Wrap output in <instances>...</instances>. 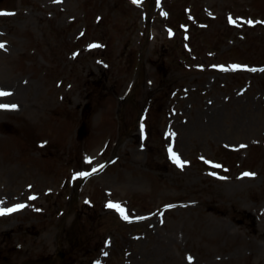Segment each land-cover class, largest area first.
<instances>
[{
  "label": "rangeland",
  "instance_id": "1",
  "mask_svg": "<svg viewBox=\"0 0 264 264\" xmlns=\"http://www.w3.org/2000/svg\"><path fill=\"white\" fill-rule=\"evenodd\" d=\"M0 11V264H264V0Z\"/></svg>",
  "mask_w": 264,
  "mask_h": 264
},
{
  "label": "snow or ice",
  "instance_id": "2",
  "mask_svg": "<svg viewBox=\"0 0 264 264\" xmlns=\"http://www.w3.org/2000/svg\"><path fill=\"white\" fill-rule=\"evenodd\" d=\"M134 2H139V0H134ZM7 14H14V13H7L5 11H0V15H7ZM233 23H235V21H233ZM249 23H252L251 21H249ZM0 47H3L2 44H0ZM235 68H239L240 66L239 65H234ZM8 93H5L3 91H0V95H7ZM0 107H4V108H16L17 106L14 105V104H4V105H0ZM172 156H173V159L176 161V163L178 165H180L181 167L183 166L184 164V161H182L179 156L173 152L172 153ZM78 176H86L88 175V173L86 172H81V173H77ZM246 175H254L253 173H246ZM109 207H112V208H115L117 211H119L121 213L122 216H124L125 219H128V216L126 215L125 213V209L123 207H121L120 205L118 204H113V203H109L108 205ZM24 205L23 204H17V205H14L13 207L11 208H0V215H4V214H9L13 211H16V210H19L21 208H23ZM191 259V257L189 258Z\"/></svg>",
  "mask_w": 264,
  "mask_h": 264
},
{
  "label": "bare ground",
  "instance_id": "3",
  "mask_svg": "<svg viewBox=\"0 0 264 264\" xmlns=\"http://www.w3.org/2000/svg\"><path fill=\"white\" fill-rule=\"evenodd\" d=\"M1 91V90H0Z\"/></svg>",
  "mask_w": 264,
  "mask_h": 264
}]
</instances>
